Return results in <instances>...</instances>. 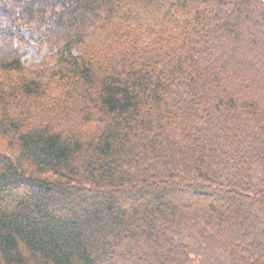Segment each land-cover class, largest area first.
I'll return each mask as SVG.
<instances>
[{
    "label": "trees",
    "instance_id": "16d2710c",
    "mask_svg": "<svg viewBox=\"0 0 264 264\" xmlns=\"http://www.w3.org/2000/svg\"><path fill=\"white\" fill-rule=\"evenodd\" d=\"M0 142V264H264V3L0 0Z\"/></svg>",
    "mask_w": 264,
    "mask_h": 264
},
{
    "label": "rangeland",
    "instance_id": "374dc122",
    "mask_svg": "<svg viewBox=\"0 0 264 264\" xmlns=\"http://www.w3.org/2000/svg\"><path fill=\"white\" fill-rule=\"evenodd\" d=\"M27 39L37 40V38L30 32L25 33ZM48 55V49L40 47L37 44L32 43L29 47L24 49L23 62L25 67L31 68L43 62L44 58ZM0 149H5L4 143L0 142Z\"/></svg>",
    "mask_w": 264,
    "mask_h": 264
},
{
    "label": "built area",
    "instance_id": "2783aa9c",
    "mask_svg": "<svg viewBox=\"0 0 264 264\" xmlns=\"http://www.w3.org/2000/svg\"><path fill=\"white\" fill-rule=\"evenodd\" d=\"M262 3H264V0H260Z\"/></svg>",
    "mask_w": 264,
    "mask_h": 264
}]
</instances>
